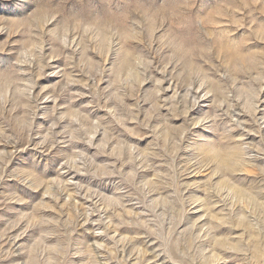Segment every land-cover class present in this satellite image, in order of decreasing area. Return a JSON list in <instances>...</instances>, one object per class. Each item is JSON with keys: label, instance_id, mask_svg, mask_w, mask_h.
Wrapping results in <instances>:
<instances>
[{"label": "clouds", "instance_id": "9594fccd", "mask_svg": "<svg viewBox=\"0 0 264 264\" xmlns=\"http://www.w3.org/2000/svg\"><path fill=\"white\" fill-rule=\"evenodd\" d=\"M0 264H264V0H0Z\"/></svg>", "mask_w": 264, "mask_h": 264}]
</instances>
